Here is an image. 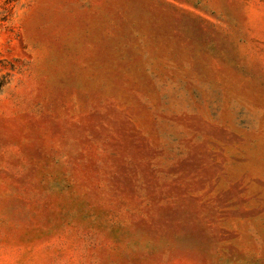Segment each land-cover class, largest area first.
Here are the masks:
<instances>
[{
  "label": "rangeland",
  "instance_id": "rangeland-1",
  "mask_svg": "<svg viewBox=\"0 0 264 264\" xmlns=\"http://www.w3.org/2000/svg\"><path fill=\"white\" fill-rule=\"evenodd\" d=\"M0 264H264V0H0Z\"/></svg>",
  "mask_w": 264,
  "mask_h": 264
}]
</instances>
